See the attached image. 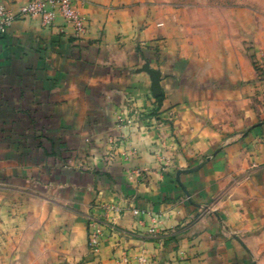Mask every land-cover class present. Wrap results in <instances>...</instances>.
<instances>
[{
	"label": "crops",
	"instance_id": "obj_1",
	"mask_svg": "<svg viewBox=\"0 0 264 264\" xmlns=\"http://www.w3.org/2000/svg\"><path fill=\"white\" fill-rule=\"evenodd\" d=\"M78 7L0 33V264H264V0Z\"/></svg>",
	"mask_w": 264,
	"mask_h": 264
},
{
	"label": "built area",
	"instance_id": "obj_2",
	"mask_svg": "<svg viewBox=\"0 0 264 264\" xmlns=\"http://www.w3.org/2000/svg\"><path fill=\"white\" fill-rule=\"evenodd\" d=\"M79 0H30L23 6L19 13L15 15L10 9L0 1V33H4L18 18H40L44 28H51L55 25L58 16H61L65 22L72 26L76 35L86 34L85 18L78 7ZM138 176L140 172L136 173ZM138 214L137 211L134 212ZM106 226L96 221H90L88 227V248L91 258H97L99 255L102 240L105 236ZM113 232L114 228H110ZM150 235H158L159 229L156 225L149 228ZM118 264H130V257L125 254L119 259ZM139 264H148V261L141 257Z\"/></svg>",
	"mask_w": 264,
	"mask_h": 264
},
{
	"label": "water",
	"instance_id": "obj_3",
	"mask_svg": "<svg viewBox=\"0 0 264 264\" xmlns=\"http://www.w3.org/2000/svg\"><path fill=\"white\" fill-rule=\"evenodd\" d=\"M153 79V90L156 96H160V86H159V74L157 72H151Z\"/></svg>",
	"mask_w": 264,
	"mask_h": 264
},
{
	"label": "trees",
	"instance_id": "obj_4",
	"mask_svg": "<svg viewBox=\"0 0 264 264\" xmlns=\"http://www.w3.org/2000/svg\"><path fill=\"white\" fill-rule=\"evenodd\" d=\"M159 99V101H161V97L160 98H158Z\"/></svg>",
	"mask_w": 264,
	"mask_h": 264
}]
</instances>
